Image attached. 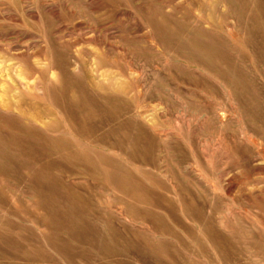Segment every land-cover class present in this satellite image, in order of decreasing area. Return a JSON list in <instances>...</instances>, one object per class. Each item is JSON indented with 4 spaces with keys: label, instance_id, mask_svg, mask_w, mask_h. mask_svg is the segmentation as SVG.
Masks as SVG:
<instances>
[{
    "label": "rangeland",
    "instance_id": "obj_1",
    "mask_svg": "<svg viewBox=\"0 0 264 264\" xmlns=\"http://www.w3.org/2000/svg\"><path fill=\"white\" fill-rule=\"evenodd\" d=\"M0 264H264V0H0Z\"/></svg>",
    "mask_w": 264,
    "mask_h": 264
}]
</instances>
